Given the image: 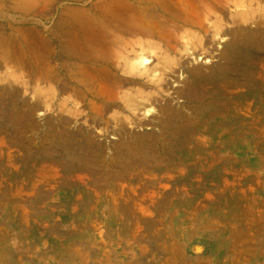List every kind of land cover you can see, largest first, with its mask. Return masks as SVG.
<instances>
[{
    "label": "rangeland",
    "instance_id": "rangeland-1",
    "mask_svg": "<svg viewBox=\"0 0 264 264\" xmlns=\"http://www.w3.org/2000/svg\"><path fill=\"white\" fill-rule=\"evenodd\" d=\"M198 1L0 0V264H264V0Z\"/></svg>",
    "mask_w": 264,
    "mask_h": 264
},
{
    "label": "bare ground",
    "instance_id": "bare-ground-1",
    "mask_svg": "<svg viewBox=\"0 0 264 264\" xmlns=\"http://www.w3.org/2000/svg\"><path fill=\"white\" fill-rule=\"evenodd\" d=\"M148 1H149V0H148ZM161 1H162V0H161ZM168 1H169V2H172V4H173V3H175V4H182L183 1L185 2V0H174L175 2H173V0H168ZM190 1H193V2H194V1H197V2H199L198 0H190ZM165 2H166V1H165ZM186 2H187V1H186ZM201 2H202V0H201ZM208 2H209V1H208ZM144 3H145V2H144ZM189 3H190V2H189ZM211 3H212V2H211ZM141 4H142V3H141ZM160 4H161V3H160ZM194 4H195V2H194ZM196 4H197V3H196ZM152 5H153V4H152ZM152 5H151V6H152ZM155 5H156V4H155ZM183 5H184L185 7H184V6H183V7L181 6V7L184 8V9H186V7L188 6V5H185V4H183ZM189 5H191V4H189ZM192 5H193V4H192ZM192 5H191V7H192L193 9H192V10H191V9L187 10V11H188V12H186L187 14H188V13H191V11H193V10H194V11H193L192 13H195V8H196V7L194 8ZM148 6H150V5H148ZM156 6H157V5H156ZM158 6L160 7V5H158ZM195 6H196V5H195ZM135 7H136V6H135ZM200 7H201V6H200ZM148 8H149V7H148ZM156 8H158V7H156ZM136 9H137V7H136ZM166 9H167V8H166ZM124 11H125V10H124ZM143 11H144V10H143ZM156 11H157V10H156ZM158 11H159V10H158ZM183 11H184V10H183ZM185 11H186V10H185ZM147 12H149V11H147ZM147 12H146V14H148ZM129 13H130V12H129ZM150 13H152V12L150 11ZM153 14H154V13H153ZM131 15H132V14H131ZM140 15H141V14H140ZM142 15H144V13H143ZM142 15H141V16H142ZM150 15L152 16V14H148L147 17L149 18ZM158 15H159V13H157V16H158ZM171 15H172V14H171ZM189 15H190V14H189ZM191 15H192V14H191ZM198 15H199V14H198ZM128 16H129V15H128ZM151 16H150V17H151ZM161 16H162V15H160V17H161ZM130 17H131V16H130ZM135 17H136V16H135ZM145 17H146V16H145ZM153 17H154V16H152V18H153ZM160 17H159V18H160ZM164 17H165V16H164ZM168 17H169V16H168ZM192 17H193V16H192ZM132 18H133V17H132ZM142 18H143V16H142ZM148 18H146V19H148ZM162 18H163V17H162ZM123 19H124V18H123ZM140 19H141V18H140ZM154 19L156 20V14H155V18H154ZM154 19H153V20H154ZM160 19H161V18H160ZM160 19H159V21H160ZM169 19L171 20L172 18H169ZM169 19H168V20H169ZM126 20H127V19H126ZM132 20H133V19H132ZM134 20H135V19H134ZM143 20H144V19H143ZM143 20H142V21H143ZM155 20H154V21H155ZM157 20H158V19H157ZM161 20H162V19H161ZM163 20H164V21H163L164 23H167V22H168L167 20H166L167 22H165V19H163ZM188 20H189V19H188ZM188 20H187V21H188ZM127 21H128V20H127ZM144 21H145V20H144ZM144 21L142 22V23H143V24H142V25H143V28H144V24L148 23V20H147V22L145 21L146 23H145ZM149 21H150V18H149ZM191 21H192V20H191ZM134 22H135V21H134ZM150 22H151V21H150ZM152 22H153V21H152ZM174 22H175V20H174ZM153 23H155V22H153ZM153 23H152V24H153ZM161 23H162V22H161ZM161 23L159 22L160 25H161ZM159 24H158V22H156V24H153V25H158V27H159ZM168 24H169V23H168ZM148 25H149V24H148ZM148 25H146V27H147ZM150 25H151V24H150ZM153 25H151V26H153ZM164 25H165V24H162L163 27L166 26V25H165V26H164ZM162 26H160V28H159V30H161V31L163 30V29L161 28ZM129 27H131V26H129ZM134 27H136V28H137V27H141V25H140V26H139V25H138V26L135 25ZM107 28H108V27H107ZM132 28H133V25H132ZM141 28H142V27H141ZM141 28H140L139 30H141ZM143 28H142V29H143ZM148 28H149V29H148L147 31L151 34V32H153V31H151V27H148ZM152 28H153V27H152ZM156 28H157V27L154 26L153 29H155V31H156ZM115 29H116V28H115ZM125 29H126V28H125ZM146 29H147V28H146ZM146 29H145V30H146ZM126 30H129V29L127 28ZM145 30H144V31H145ZM149 30H150V31H149ZM167 30H168V29H167ZM169 30H170V29H169ZM137 31H138V29H137ZM144 31H143V33H144ZM155 31H154V32H155ZM157 31H158V30H157ZM157 31H156V32H157ZM164 31H165V30H164ZM164 31H163V32H164ZM173 31H174V30H173ZM145 32H146V31H145ZM154 32H153V33H154ZM159 32H160V31H159ZM163 32H162V33H163ZM171 32H172V30H171ZM146 33H147V32H146ZM160 33H161V32H160ZM160 33H158V34H160ZM162 33H161L159 36H161ZM137 34H138V33H137ZM163 34H164V33H163ZM165 35H166V34H165ZM142 36H143V34H142ZM163 36H164V35H163ZM110 37H111V36H110ZM161 37H162V36H161ZM113 38H114V37H113ZM125 39H126V38H125ZM146 40H147V39H146ZM146 40H144V41L146 42ZM104 41H105V40H104ZM111 41H112V40H111ZM140 41H141V40H139V42H138V40H137V43L139 44ZM142 41H143V40H142ZM142 41H141V42H142ZM150 41H151V40H150ZM121 42H122V41H121ZM100 43H101V42H100ZM135 43H136V42H135ZM130 44H131V42H130ZM138 44H137V45H138ZM142 44H143V42H142ZM100 45H101V44H100ZM111 45H112V44H111ZM113 45H114V42H113ZM126 45H127V43H125V46H126ZM132 45H133V44H132ZM134 45H135V44H134ZM145 45H147V42H146V44L144 43V46H145ZM151 45H153V44H151ZM151 45H148V48H151V47H149V46H151ZM118 46H119V45H118ZM125 46H124V48H125ZM138 46H141V45H138ZM144 46H143V47H144ZM111 47H112V46H111ZM128 47H130L129 44H128ZM132 47L134 48V46H132ZM143 47L141 46V49H145L147 46H146L145 48H143ZM95 48H96V47H95ZM101 48H102V47H101ZM130 48H131V47H130ZM133 48H131V49L133 50ZM126 49H127V48H126ZM131 49H130V50H131ZM146 49H147V48H146ZM146 49H145V50H146ZM130 50H129V51H130ZM132 50L130 51V53L132 52ZM136 50H137V48L133 50V53H135L134 57H132L133 59L131 58V56H130L131 59H129V57H127V58H125V59L123 60V63H121V61H116V58H114V57H110V58L108 57V58H100V59H98L97 61H98L99 63H97V64H95V65H97V66H102V65H103V66H104V64H105V68H106V65H110V67H109L108 69H110V70H111V69H115V70L118 69L119 71L122 70V71L125 72V73H130L129 75H131L130 77L133 76L132 78H134L135 76H137V75H139V74L142 75V74H144V73L146 74L144 77H146V78H150L149 81H153L152 78L155 79V77L159 78L160 74H162V73H161L162 71H161V72L157 71V67H158V65H157L156 68H147L148 63H149V62H152V60L150 59V56H151V55H150V54H149L150 56L147 55L148 53H151V52H150L151 49H150V51L147 49L149 52L147 51L148 53H146V54L144 53L145 50H143L144 52H141V50H139V49H138L137 51H136ZM134 51H135V52H134ZM139 51H140L141 53H140ZM137 52H138V53H137ZM123 53H124V52H123ZM125 53H127V51H126ZM136 53H137V54H136ZM93 54H94V53H93ZM128 54H129V53H128ZM126 55H127V54H126ZM99 56H100V55H99ZM120 56H121V55H120ZM124 56H125V55H123V58H124ZM93 57H94V56H93ZM95 57H96V56H95ZM101 57H102V56H101ZM106 57H107V56H106ZM121 57H122V56H121ZM121 57H120V58H121ZM90 58H91V57H90ZM98 58H99V57H98ZM113 58H114L115 60H113ZM87 59H88V58H87ZM91 59H93V58H91ZM91 59H88V60L90 61ZM88 60H87V61H88ZM93 60H94V59H93ZM119 60H120V59H119ZM89 61H88V62H89ZM92 62H93V61H91L90 64H92ZM87 66H88V65H87ZM92 66H93V65H92ZM92 66H91V67H92ZM93 67H94V66H93ZM99 68H100V67H99ZM103 68H104V67H103ZM92 69H93V68H92ZM94 69H95V68H94ZM96 69H97V68H96ZM100 69H101V68H100ZM102 70H103V69H102ZM93 71H94V70H93ZM108 71H109V70H108ZM109 72L114 73L112 70L109 71ZM143 72H144V73H143ZM103 73H104V72H103ZM103 73H100V74H102L103 76H99V75H100V74H99V75L97 76V78H95V80L98 81L97 84L99 83V81H100L101 79H102V80H108V79H110V78H109L110 75H109L108 73H105V75H104ZM94 74H95V73H94ZM96 74H97V73H96ZM114 74H115V73H114ZM114 74H113V75H114ZM108 75H109V76H108ZM111 75H112V74H111ZM113 75H112V76H113ZM140 75H139V76H140ZM114 76H115V75H114ZM149 76H150V77H149ZM88 77H90V76H88ZM91 77H92V76H91ZM91 77H90V78H91ZM86 78H87V76H86ZM86 78H85V79H86ZM92 78H93V77H92ZM137 78H138V77H137ZM87 79H88V78H87ZM138 79H139V78H138ZM90 80H91V79H90ZM139 80L141 81V79H139ZM142 80H143V78H142ZM145 81H146V80H145ZM107 82H109V81H107ZM107 82H106V83H107ZM110 82H111V80H110ZM143 82H144V81H142V83H143ZM118 84H119V83H118ZM84 85H85V84H84ZM94 85H95V84H94ZM97 87L99 88L100 91L102 90L103 92H104V89H108V87L105 86V85L102 84V83H99V85H97L96 88H97ZM96 90H98V89H96ZM108 90H109V89H108ZM88 91H89V90H87V92H88ZM106 91H107V90H106ZM114 92H115V91H114ZM96 93L99 94L98 92H96ZM110 93L112 94V92H110ZM110 93H109V94H110ZM100 94H101V93H100ZM100 94H99V95H100ZM102 94H106V92H105V93H102ZM102 94H101V95H102ZM107 94H108V93H107ZM107 94H106V95H107ZM93 95H94V94H93ZM95 96H97V95H95ZM108 96L110 97V95H108ZM111 96H112V95H111ZM100 97H101V96H100ZM112 97H114V96H112ZM146 99H147V98H146ZM123 101H124V103H125V106H127V107L135 108V107H137V105H138V102H137L136 98L133 97L132 95H125Z\"/></svg>",
    "mask_w": 264,
    "mask_h": 264
}]
</instances>
